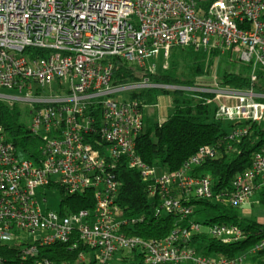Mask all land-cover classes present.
<instances>
[{
  "label": "built area",
  "instance_id": "built-area-1",
  "mask_svg": "<svg viewBox=\"0 0 264 264\" xmlns=\"http://www.w3.org/2000/svg\"><path fill=\"white\" fill-rule=\"evenodd\" d=\"M188 46L236 53L250 66L252 85L264 81V0H0V103L24 106L40 139L37 156H25L0 122V246L10 252L0 253V264H117L134 252L142 264H264V239L233 258L203 256L189 245L204 233L242 241L237 225L190 221L163 239H145L131 233L145 216H127L118 204L120 163L148 183L156 216L181 221L194 212L193 196L243 209L264 190V139L251 165L219 193L210 175L191 173L216 157L212 146L176 171L139 155L150 113L140 95L148 89L211 94L215 119L231 124L228 152L252 125H264V91L253 86L233 88L216 77L195 87L149 77L113 82L115 60L157 74L169 68L174 48ZM88 192L94 207L74 211L75 201L65 200ZM64 244L71 252L82 247L75 261L47 256Z\"/></svg>",
  "mask_w": 264,
  "mask_h": 264
},
{
  "label": "trees",
  "instance_id": "trees-1",
  "mask_svg": "<svg viewBox=\"0 0 264 264\" xmlns=\"http://www.w3.org/2000/svg\"><path fill=\"white\" fill-rule=\"evenodd\" d=\"M179 48V47H178ZM182 51H191L194 57L195 69L189 77L178 76L174 68L148 74L145 70L128 65L124 61L115 60L113 82L116 84L141 81L149 77L154 83L168 85L192 86L195 82L206 81L212 75L206 76L207 69L205 62L207 58L215 59L222 54L219 50L212 52H196L193 46L180 47ZM209 51V50H208ZM175 53H171L173 56ZM228 60L240 64L239 70H234L229 65L220 74L224 85L233 88H249L264 91V81L252 85L249 65L242 63L239 58L233 60L231 53H228ZM212 63H210V66ZM197 78V79H196ZM174 92L172 99L173 111L163 121L149 119L148 130L141 135L137 141V151L141 158L149 165H159L170 171L180 169L183 163L192 155L197 153L202 146H212L217 150L216 157L205 160L200 166L194 167L191 171L194 176L210 175L215 183V193L229 190L235 177L245 171L250 165L254 151L258 148L259 142L263 141L264 125L254 124L242 142L234 145V149L228 152L230 147L223 140L224 135L231 128V124L220 122L215 119V104H208L207 99L211 94L189 93L176 90L148 89L142 92L140 98L152 105L157 102L158 96ZM136 96V95H134ZM21 106L6 105L0 103V122L4 125L11 141L17 149L29 157H36L40 139L34 136L30 129L21 121ZM233 146V144H232ZM118 180L121 183V192L118 204L123 213L127 216L143 214L145 220L131 230L132 234L145 239H163L178 225H187L190 221H197L204 225L213 224H234L244 231V239L232 244H225L220 239L204 233L201 236L195 235L189 242L199 254L207 257L226 256L236 257L247 249L251 248L258 241L264 239V223L254 218L246 217L242 209L228 207L217 203L213 198L197 199L191 197L188 205L193 207V214L181 221L178 215L156 216L158 201L149 196V185L142 180L139 172L129 168L125 163H120L116 171ZM260 202L264 206V190L259 194ZM66 201H75L74 211L94 207L92 193L78 194L72 197L66 196ZM82 247L79 245L72 252L64 245H58L45 250L48 257L56 261H75ZM0 253L10 254L0 246ZM254 262L257 261L255 257ZM13 261L7 259V264ZM122 263L142 264L141 256L133 253L129 257H122ZM260 262V261H259ZM261 261L260 263H262ZM191 264V263H189Z\"/></svg>",
  "mask_w": 264,
  "mask_h": 264
},
{
  "label": "rangeland",
  "instance_id": "rangeland-1",
  "mask_svg": "<svg viewBox=\"0 0 264 264\" xmlns=\"http://www.w3.org/2000/svg\"><path fill=\"white\" fill-rule=\"evenodd\" d=\"M194 51L201 52L202 50L194 49ZM203 51H206L207 53L212 52V50H209V51L203 50ZM171 53H175V54L173 56L170 55V58L168 61L169 62V68L173 67L175 74H177L180 77L181 76L189 77L191 75V72L195 69V66H196V64L194 63V57H193L192 52L189 50L182 51L180 49V47L179 48L176 47L172 50ZM227 56H228V53L226 52L225 54H221L220 57L215 58V59L207 58V60L205 62L207 73H205V74H208V75L203 76V77H207V76L212 75V78L210 79V81H214L215 77L219 80V78H221V76H220L221 72L226 67H228L229 65L233 66L234 70H239L240 64L235 63L234 61L232 62L231 60H228L229 57H227ZM238 57H239L238 54L234 53L231 58L233 60H236ZM210 63H212L211 66H210ZM198 82L196 81L195 83L196 84H200V83L210 84L211 83V82H209V80L202 81L200 83H198ZM176 86H178V85H176ZM192 86L195 87L197 85L194 84ZM161 92L162 93H161V95L158 96L157 102H155L152 105L149 104V106H150L149 119L152 118L153 120H156V121H163L172 113V111L174 109L173 103H172V99L174 97V95H173L174 92H169V93H165V94H163L164 91H161ZM193 92L194 91H191V93H193ZM187 95H189V93ZM19 109H20V107H19ZM21 109H20L21 110V121L27 127H29L30 117L25 112L26 109L24 106H21ZM148 125H149V121H148ZM241 211H242L244 216L254 218L258 222L264 223V206L261 204L260 197L258 194L253 195L249 199V204H247ZM245 211H248L251 214L247 215L244 213ZM117 264H131V263H122V262L119 263V262H117ZM184 264H189V263H184Z\"/></svg>",
  "mask_w": 264,
  "mask_h": 264
},
{
  "label": "crops",
  "instance_id": "crops-1",
  "mask_svg": "<svg viewBox=\"0 0 264 264\" xmlns=\"http://www.w3.org/2000/svg\"><path fill=\"white\" fill-rule=\"evenodd\" d=\"M250 204H251V203H250ZM244 213H245V214H247V215L251 214V213H250V212H248V211H245Z\"/></svg>",
  "mask_w": 264,
  "mask_h": 264
}]
</instances>
